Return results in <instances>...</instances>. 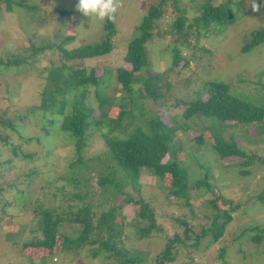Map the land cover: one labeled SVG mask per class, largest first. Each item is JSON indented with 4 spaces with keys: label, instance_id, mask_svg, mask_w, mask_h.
<instances>
[{
    "label": "rangeland",
    "instance_id": "obj_1",
    "mask_svg": "<svg viewBox=\"0 0 264 264\" xmlns=\"http://www.w3.org/2000/svg\"><path fill=\"white\" fill-rule=\"evenodd\" d=\"M10 1V11L0 1V162L10 158L14 166L5 169L4 165L0 171V195L4 199L0 202V264H155V255L175 236L179 240L172 243L174 260L167 264H264V127L257 133L253 127L224 124L219 136L239 144L247 156L218 158L210 148L212 134L218 130L212 123L216 119L200 114L185 119L181 115L184 101L202 97L209 81L227 83L235 94L264 93L257 83L264 85V40L242 51L250 32L264 28V0H256L258 12L252 11L251 0H210L214 5H227L234 20L228 25L209 23L198 33L193 19L205 0H177L175 5L180 11L168 1L145 44L147 68L139 73L159 78V96L139 97L130 103L134 117L128 120L121 116L117 125L110 120L120 111L118 103L123 93L112 75L118 67L130 69L123 58L127 42L136 34L145 9L158 0H121L113 23L111 50L85 58L78 65L77 60L63 58L56 45L70 50L97 43L103 32L101 21L78 12L77 0ZM179 14L185 17V36L180 39L187 46L180 45L172 33L171 22ZM173 46L186 56V65L182 60L176 65L171 63ZM63 63L83 67L86 72L92 68L95 75L108 70L112 76L105 92L108 102L102 108L96 106L92 87L86 91L91 116L97 119L101 111L103 116L100 124L85 130L78 155L88 167L87 181L76 187L69 177H81L84 167L81 165L79 171L71 168L77 157L76 146L73 138L58 128L62 116L57 103L66 98L65 86L47 79L48 69ZM43 92L48 95L45 101L41 99ZM154 116L177 126L162 161H173L182 171L188 186L186 201L163 190L169 184L167 174L159 179L141 171L136 180L138 188L126 187L124 191L133 200L140 198L146 204L155 229L141 235L139 229L147 226L148 220L138 217L137 205L121 202L116 207L114 223L122 231L119 241L113 243L114 251L93 254L90 248L95 243L75 250L61 249L62 235L75 237L80 228L70 221L82 202L72 196L74 192H88L82 199L93 204L92 219L123 197L110 199L96 182V175L107 170L110 160L102 134L125 137L136 125L144 129ZM4 120H9L16 131ZM198 137L201 142L195 141ZM16 143L21 152L13 156L9 144ZM197 180H204L206 185L192 189ZM45 210L61 217L53 246L27 248L25 243L42 237L36 221ZM226 210L230 220L221 236L211 240L208 228L212 221L220 223ZM203 230L208 233L200 235ZM255 234L259 235L257 241L252 239ZM117 250L136 260L123 263V258L115 254Z\"/></svg>",
    "mask_w": 264,
    "mask_h": 264
},
{
    "label": "trees",
    "instance_id": "obj_2",
    "mask_svg": "<svg viewBox=\"0 0 264 264\" xmlns=\"http://www.w3.org/2000/svg\"><path fill=\"white\" fill-rule=\"evenodd\" d=\"M1 1V0H0ZM168 1L176 7L177 0H158L155 4L149 5L143 12L140 21L136 27V34L130 38L126 45L124 53L125 62L130 64V69L117 68L114 72L113 80L117 82L120 90H122L121 102L119 105V113L116 118L110 120L112 125H117L121 116L126 117L128 120L134 117L133 110L130 108V103L135 102L139 97H151L155 99L159 96L158 84L156 81L159 79L156 75H139L140 71L147 68L148 61L145 54V44L152 37V28L154 21L157 20L162 13V10L167 6ZM5 3V10L10 11L11 1L3 0ZM78 3V0H77ZM20 7V4H16ZM177 11H180L176 7ZM63 11L62 13H64ZM234 20V16L229 10L228 6L223 2L219 4H212L210 0H205L202 5L199 6V14L193 19L195 25V33H198V29L208 26L209 23H216L221 25L231 24ZM185 17L183 14L177 15L171 22L173 29L172 33L176 35L178 43L180 45L187 46L188 43L180 39L185 36L183 32ZM102 36L97 43L94 44H82L78 47L70 50L63 49L61 45H56L57 49L61 52L62 57L67 60H77V65L85 58L96 57L108 53L111 50V36L114 33L113 22L105 20L101 22ZM69 39V38H68ZM264 40V28L257 27L250 32V38L242 46V51L249 50L257 46ZM42 49V48H38ZM36 51V50H35ZM171 63L176 65L180 60L182 64L186 65L187 58L185 55L179 53V49L176 46L171 48ZM112 76L108 70H103L99 75H95L92 68L86 72L84 68L78 66L65 65L51 67L47 71V79L52 81H58L65 86V97L60 99L57 103V109L61 112L62 119L59 124V129L67 132L70 137L73 138L75 144V150L77 157L71 162V168H78L85 166L84 160H81L78 152L79 148L85 139V130L92 129L100 124V118L103 116V111L100 113L99 118L91 116V108L86 105V91L87 88L92 87L93 96L97 100V107L100 109L108 102V97L105 96L106 86L110 83ZM259 80V79H258ZM261 90H264V85L257 82ZM137 85V88L134 86ZM48 86V84H47ZM41 97L45 101L47 92H43ZM51 102V101H50ZM45 103V102H44ZM179 103V102H178ZM186 105L181 111L182 117L187 119L194 114H200L202 116L214 117L216 119L214 125L218 126V130L212 134V141L210 142V148L213 150V154L218 158L223 157H239L243 158L246 152L242 147L231 139L224 140L219 136L224 124H238L242 127H253L258 133L264 127V93L261 92L256 96H250L241 93H233L229 91V84L221 81H209L205 84L204 93L202 97H195L190 100H185ZM46 107L48 105L45 103ZM5 124L10 129L16 131L15 127L10 124L9 120H4ZM51 122V120H50ZM53 122V121H52ZM177 126L167 125L160 121L157 116L152 117L146 122L145 128L135 126L125 137L119 138L116 136H108L103 133L105 144L107 149L105 150L108 156L109 164L106 166L107 170L99 172L96 175V182L101 187L102 192L106 193V196L117 198L122 195L121 200L118 202L109 204L104 210L97 213L96 217L91 218L95 213L91 212L93 204L83 201L88 192L84 191L82 194L74 192L73 197L81 199L79 208L73 213L70 221L72 223L79 224L77 235L71 237L68 234H63L61 238V249L75 250L80 246L96 244L95 247H91L90 250L93 254L105 251H114L113 243L119 241L121 237V227L114 223L116 207L120 206L119 203H131L138 206L137 215L141 219H147V226L139 229L141 235H146L151 232V229H155L152 215L150 214L148 207L143 201L138 198L133 200L131 195L124 191V188H138L137 177L141 171L151 173L153 176L161 179L164 174L169 176V184L163 186V190L166 194L175 198H182L186 201V195L188 186L183 177L182 171L177 164L173 161H162L163 156L167 153L168 143L173 141L174 132ZM20 137V135H19ZM199 139H194L197 142ZM4 140V138H1ZM10 153L16 156L21 152L19 144H9ZM23 156L30 157V153H23ZM12 159L8 158L5 161L0 162V171L5 165V169H12ZM245 164L248 161H244ZM82 165V166H81ZM81 166V167H80ZM88 167H84V171L81 173V177L77 178L74 175H70L69 179L73 181V187L78 184L85 185L87 178L85 177ZM91 170V169H90ZM31 175V172H29ZM202 185H206L204 180H197L191 185V188H197ZM132 189V190H133ZM0 186V192H1ZM91 193V192H90ZM264 197V196H263ZM262 199V197H260ZM4 201L0 195V202ZM118 204V205H117ZM214 206V204H212ZM52 210H45L41 212L40 218L37 219L36 225L41 231V238H34L33 240L25 243L27 248H52V241L55 236L56 229L58 227L57 221L59 216L53 215ZM215 217V215H214ZM230 220V215L226 211H223V220L220 223L212 221L208 230L211 233V240H215L221 236L225 224ZM114 226H116L113 231ZM208 230H203L200 235L208 233ZM106 238V239H105ZM252 239L258 240L259 235L255 234ZM175 240H179L176 236L170 239L164 248L159 251L154 258L155 264H167L174 260V255L171 253L172 243ZM180 242H183L180 240ZM72 248V249H71ZM124 251H115L116 255L123 258V263L135 261V258H128L123 255ZM123 255V256H122ZM109 256V255H108ZM222 256V250L219 253Z\"/></svg>",
    "mask_w": 264,
    "mask_h": 264
},
{
    "label": "clouds",
    "instance_id": "obj_3",
    "mask_svg": "<svg viewBox=\"0 0 264 264\" xmlns=\"http://www.w3.org/2000/svg\"><path fill=\"white\" fill-rule=\"evenodd\" d=\"M250 5L253 12L260 10L256 0H251ZM120 6L121 0H78L76 10L85 17H95L101 22L107 20L114 23Z\"/></svg>",
    "mask_w": 264,
    "mask_h": 264
}]
</instances>
